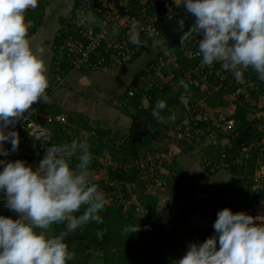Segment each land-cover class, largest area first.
Instances as JSON below:
<instances>
[{"label": "clouds", "instance_id": "clouds-1", "mask_svg": "<svg viewBox=\"0 0 264 264\" xmlns=\"http://www.w3.org/2000/svg\"><path fill=\"white\" fill-rule=\"evenodd\" d=\"M38 0H0V156L16 152L19 136L14 129L18 120L30 112L38 101L50 103L44 49H33L27 38L25 12L35 8ZM183 5L195 22L185 32L202 36L198 40L201 63L211 66L219 61L234 78H242V70L251 67L264 82V0H174ZM87 20L95 22L88 14ZM184 18L178 21L179 31ZM129 41L140 45L139 33L132 26ZM185 89L188 85L179 82ZM131 95V93H130ZM166 107L158 100L152 117L162 121ZM174 114L168 119H174ZM13 127H9V126ZM42 142L43 137L32 135ZM5 142L11 148H5ZM84 140L51 144L33 167L24 160L0 159V200L18 218L0 215V264H67L74 259L65 242L66 232L47 236L53 223L66 222L69 230L82 228L89 221L103 223L100 212L106 198L95 183L87 178L93 156ZM76 157L73 167L70 159ZM84 210L80 215L81 207ZM245 211L230 208L217 211L214 234L203 242L190 243L175 264H264V222ZM40 229L41 231H37ZM135 233L138 225L125 226ZM98 239L103 231L96 232Z\"/></svg>", "mask_w": 264, "mask_h": 264}, {"label": "trees", "instance_id": "trees-1", "mask_svg": "<svg viewBox=\"0 0 264 264\" xmlns=\"http://www.w3.org/2000/svg\"><path fill=\"white\" fill-rule=\"evenodd\" d=\"M76 3H77V0H74L65 18L64 17L58 18L60 22L59 23L60 28L56 31V34L53 37V40L51 43V50H52L51 61L52 62H50V66L48 70L50 74L51 73L59 74L60 76H62L63 74H66L70 71V66H68L67 63L59 64L58 65L59 68L57 67L58 69L52 68V65H53V62L57 58L56 57L57 55L56 46H58L60 41H62L63 38L66 36V33H65L66 27H70L71 20L76 13ZM159 5H161L160 2H159ZM40 8H42V4L38 1L37 6L35 8H29L25 12V16L29 20L36 21L37 23L33 29L31 28L27 32V38L29 39V41H30L29 37H31L33 33L36 32L37 27L40 28L42 17H43V14L39 13ZM169 12L170 10L163 9L161 14L164 15ZM44 20H45V17H44ZM162 35L165 38L168 47L172 48L176 52L177 58L181 64L180 67L175 68L172 71L173 77H175L177 76L178 72L182 71L184 67H186L187 65L194 63V61L193 59L187 60L184 56L185 51H183V48L177 49L173 45V43L165 37L163 33ZM153 42H154L153 39H147L143 43V45L139 47V50L135 51L131 55V57L129 58L127 62H122L120 60H118L117 62H113V58L111 57L112 54L110 53L111 51L109 50L108 52H105L102 54L103 63L101 65L87 68V71H90L95 68L102 69V67H107L109 65L111 66L117 65V67H124L128 64H131L141 55V52L145 48H148ZM146 65L143 67L145 71L146 69L149 68L150 64L149 65L146 64ZM213 67H215L216 69L218 68L220 69V63L219 62L213 63ZM142 70L141 72L144 71ZM139 73H137L136 77L133 79V82H136L137 76ZM211 75L212 73H209L208 78H210ZM170 78L167 76L165 79L167 80ZM166 80L165 81L162 80V83L166 85L163 86V89L160 91L155 90V89L152 90V88L147 89V93H149V96L147 99L148 106L145 109L141 108L140 96L138 95L128 96L126 94L129 86L124 87V90L122 89L123 91L119 93V95L124 99V101H126L125 102L126 105L125 106L123 105L121 108H123L124 114H128V116L131 117L132 127L137 121L139 116H142L143 118L147 119V124L148 126H150L149 141L147 140L145 143H142L137 138L132 137V135L129 134V136L126 138V144L124 146L118 143V140L122 138V136L119 135L118 133L115 135H111L110 134L111 131L109 129L99 128V127L93 128L89 123L83 122L77 118V120L75 121H76V124L77 123L79 124V129H82L86 132V135H84V137L79 134L80 132L79 129L75 130L74 132H71L70 130L67 131L66 129L64 130L61 129L60 124L55 123L52 127L53 131L51 135V142L56 143L57 145L66 144V143H70L73 140V138L78 141L80 140L86 141L88 145L90 146L89 150L93 156V159L87 169V178L91 183H95L98 187V190H100L101 192L107 190L108 186L106 185V182L111 178L117 179V181L118 179H120V177H124V176H125V179H128L129 176L131 178V176L136 173L135 169H131L129 174H125L126 172L120 167L115 168L113 170L108 167V169L105 170L102 164L98 161V158L100 156H104L105 155L104 151L108 148V152L111 157L110 160L116 161L117 164L118 162L123 163V162H126V160L128 161L129 159L139 157L141 155L140 154L141 148L144 145H146L148 142L150 143L151 141H153V139L157 141L159 140L162 141L163 138H168L169 140L170 136L168 137V134L165 135V132H168L169 130V127L167 126L165 120L168 118V115L170 114V111L175 104H178L183 109L184 112L189 114L188 116L189 123H193L194 120H199L197 113L191 112L190 100L188 101V106L185 107L181 103V100H180L181 91H179L178 89L174 90L171 86H168ZM208 81L209 79L207 80V82ZM233 82H236V84L233 85ZM241 83L237 82L235 79H232L231 86H229V84L227 83V80L226 81L224 80V85H222L219 88L220 90H217L216 92L213 91L212 95L208 97L207 104L211 107H214L216 105L218 106L222 104L226 105L225 100L223 99V95L230 94V93L233 94L229 102L230 111H228L227 117L233 119L234 125L231 130L226 131L220 135L222 139L220 153L222 151L225 152V157L223 158L225 164L223 166L219 165L221 157L218 155V161H217L218 166H212V165L207 166L205 164L207 158L205 159L204 157L200 158L199 165L201 166V169L204 172H207L211 175H214V174L220 175V173L223 170L227 171V173L229 174V178H230L228 192H229V197L231 199L235 198L234 200L237 201V199L240 198L239 197L240 195H244L246 194L245 192H249L255 197V199L262 198L264 200V192H263L262 186L259 185L258 182L254 179L255 174H253V161L257 159L258 157H261L264 155V151L260 150V143H259L262 133L254 125V122L256 123V118L253 116L254 109L257 107V105L264 106V82H260V83L258 82L257 91L256 92L251 91L250 93H246L240 90L243 87ZM197 87L198 85L195 84V85L189 86L188 89L196 90ZM48 93L49 91L47 92V94ZM158 100H164L166 104V107L160 113V115L163 117L162 121L153 118L151 115L152 110L155 107V104ZM128 106L133 108L136 113L135 114L128 113L126 109ZM50 107L51 106H48L46 108L44 103L39 106L37 118L43 124H44V116L47 112H49V110H51V112H53L54 114L58 112L57 107L56 108L51 107V109ZM40 109L43 111H40ZM211 120H212V117H210L208 121H205V120L199 121L198 128L202 126L203 127L208 126L210 128L214 127L213 124L211 123ZM161 130H162V134L161 136H158V132ZM215 130H213V132L217 134H218V131H220L219 128ZM18 133H21L23 135V144L26 146H29L31 143L30 137H28L23 132H18ZM108 135H111L113 139L108 138ZM183 136L184 138H188L190 141V138L188 137L189 135L187 132H185ZM183 146L184 147L188 146L187 147L188 150H191L192 148L191 144L184 143ZM217 146L219 147V145ZM114 149H118L122 151L121 153L118 152L121 154L120 159L118 158L119 155H115V153H113L112 150ZM157 150L161 151L162 149L160 148ZM9 155L11 158L14 157L12 152ZM15 156L16 158L19 157L21 158V160H24L23 157L20 156L19 154H16ZM42 158H43L42 156H39V160ZM210 158H212L211 155H210ZM212 160L214 161V159ZM77 162L78 161L76 160L75 156L70 159V164L73 167L77 164ZM161 163L162 161H160V163L158 162V164H161ZM161 165L166 166V163L165 164L162 163ZM167 165H169V163H167ZM246 198L247 197H245V200ZM138 199L140 200V203H143L144 208L146 209L145 212H137L136 210L138 208L134 204L130 205V207L126 209L124 208V205H122V203H120L119 201L118 202L115 201L111 205L105 206L104 209L100 212V215L102 216V219H103V223L97 224L94 221H89L82 228L71 230L73 237H71L70 240L75 239L76 241L81 242L85 246V248H87L88 250H91V249L107 250V247H109V245H116L118 247L121 246L119 240L117 241L118 244L113 243L112 241V238L114 237V235H112V226L115 225L116 218L120 217L121 222H122V219L123 220L138 219V218L139 219L140 218L149 219L151 218L152 213L154 211V208L156 205L155 197H148L145 200H143L142 198H138ZM181 199L182 197L175 194L167 202V204H168V207L171 208V216L175 217L176 222L185 225L189 221L190 216L196 213V209L194 208L187 209L185 206L183 207ZM256 201L259 203L258 200H255L254 202ZM254 202H253V205H255ZM201 203L203 204V207H204L202 209L203 216H206L210 210L217 212L218 210L225 208L226 206L227 208H230L233 212L245 211L246 213H248L249 215H252L253 217L258 216L260 221H254L255 223L264 222V212L262 213L257 210L247 211L245 209L239 208L238 206L235 205V203L233 204V200L227 203L225 202L222 203L221 201H218V198L213 193L211 194V193L206 192V195L202 199ZM83 210H84V206L81 207L80 212L75 213L74 215L78 216L82 214ZM109 211L113 212L111 220L108 219ZM53 226L60 231L69 230L67 228L66 222L53 223ZM98 230L103 231V236L100 239H98L96 236V232ZM174 233H176V229H174ZM187 233L189 234V239L187 240L186 244L189 245L190 243H193V242L194 243L203 242L207 237L214 234L213 224L210 227H206V228H202V227L201 228L200 227L191 228L190 227ZM138 237H139V241L138 240H137L138 242L136 241L137 245H139V243H142V241L140 240L141 236H138ZM175 238H176V243L173 246H168L166 242H163V243L159 242V244H163V246H159V245L157 247L153 246L155 247L154 249L155 251L151 250L152 248H148V251L150 252L154 251V253L155 252L157 253L159 251H161L162 253L164 252L163 255L165 256H163V259L173 254V251H177L179 249H181V253L183 252L185 254L188 248V246L184 245L185 241L183 242L184 244L183 243L181 244L180 234L178 232L177 234H175ZM146 242L150 245L149 247H152V244H151L152 242L150 240L146 239Z\"/></svg>", "mask_w": 264, "mask_h": 264}, {"label": "crops", "instance_id": "crops-1", "mask_svg": "<svg viewBox=\"0 0 264 264\" xmlns=\"http://www.w3.org/2000/svg\"><path fill=\"white\" fill-rule=\"evenodd\" d=\"M55 34H56V30L48 35L45 32H43L42 27H40L29 38H30V45L34 44V49L38 47H42L44 49L43 59L45 60V64L47 67V75L49 79V88L46 90V92L49 91L48 96L50 97V103L48 104L44 103V105L46 106V108L48 106H51L54 108L57 107L58 112H56V114L63 115L64 123H66L67 125H63V122L58 123L60 124V126L62 125L61 129L63 130L66 129L68 131L70 129L69 125H71L72 123L76 124L75 120H77L78 118L83 122L89 123L93 128L99 127V128L109 129L111 131L110 132L111 135H115L118 133L119 135L122 136V138L118 140V143L120 144H122V141H126V138L129 136V134L132 135V137L137 138L138 140H142L141 136L137 135L138 132L135 130V124L137 122H142L144 118L142 116H139L137 121L132 127L131 117L128 116V114H124L123 113L124 110L123 108H121L123 105L124 106L126 105L125 103L126 101H124V99L119 95V93H121V91L124 90V87L129 86V88L127 89L128 91L129 89L139 85V83L143 84V74L146 72L145 69H143V67L146 64L148 65L150 64L149 68L151 66L156 65L158 61V57L161 56V53L163 52V49H162L163 45L169 49L170 55H175L176 52L174 50L173 51L175 53L171 52L172 48L168 47L165 38L162 36L164 39L163 43H159V41L153 40L154 42L148 48H145L141 52V55L133 63L128 64L124 67L116 66L114 68L112 66H107V67H102V69L98 68L95 71L94 69H92L90 70V72H86L87 68L75 69V70H84V71L75 72L74 81L70 79L71 84L69 86H65V84L63 85L59 81H56L55 83H53L52 82L53 76L58 75V74H52V73L50 74L48 72L50 62H51V57H52L51 43H52V40ZM201 38L202 36L198 35L197 41ZM215 62L217 63L219 61H215ZM138 63L140 64L137 65ZM219 63H220V69L219 68L216 69L218 73L220 74L231 73V71H227L223 67H221V62ZM133 66H136V67L134 68ZM57 67L58 65H56L55 69L59 68ZM175 68L176 66H173L172 63L164 64L161 67H159L158 76L160 75L161 79L163 78L162 80L164 81L166 80L165 78L167 76L169 78L171 77L170 79H167L166 82L168 86H171L174 90L178 89L179 91H181L180 97L186 94L189 95L188 101L190 100L191 112L193 113L192 110H193V106L195 105L194 102L195 100H200V99L194 96L193 89H188V88L185 89L184 87L177 85L175 81H177L176 79L178 78L176 76L173 77V73H172L173 69ZM141 70L143 72H141ZM137 73H139L137 76V80L136 82H133V79L136 77ZM179 73L180 72H178L177 74ZM162 80H161V83H162ZM240 81L243 82L242 80ZM170 82H172V85H170ZM206 83H209V82H206ZM220 84L218 85V87L220 86ZM162 85L165 86L166 84L162 83ZM153 89L160 91L163 88L162 89L152 88V90ZM217 90H220V89H218L217 87L215 88V90H212V88L208 89L209 92L206 93L205 99L210 96L212 91L216 92ZM144 94L145 96L141 95L138 91H136V93L134 94V95L140 96V103H141L142 109H145L148 106L147 99H148L149 93H147V89L145 90ZM230 95L233 96L232 93L227 94V96L231 98ZM205 99H204V106L206 110L214 109V111L219 112L220 108H222L221 106H218V105L214 107H211V106L209 107L208 104L206 103L207 100L205 101ZM41 104H43V102L38 101V102H35L31 107H36L37 110H39V106ZM126 109L128 113H132V114L136 113L135 110L129 106ZM40 111H43V110L40 109ZM47 113H53V112L49 110V112ZM173 114L175 116L174 119L169 120L167 118L165 120L167 126L169 127V130L168 132H165V135L168 134V137L170 136V139L168 140V138H163L162 141L159 140L158 142L161 143L160 145L161 147H158V149L161 148L162 150L158 151L156 149V151H158L160 154V158H162V163L164 164L166 163V166L161 165V168H160L159 164L157 163L158 168L156 169L155 176L164 182L166 178L172 181L170 183L171 195L177 194L180 197H182L181 199L182 203L184 202V200L187 199V196H190L191 198L194 199V197L199 195V197L202 199L206 195V192L215 194L219 201L218 193L220 191H223L224 192L223 195H224L229 191L228 190L229 182H230L229 174L227 173L226 170L225 171L223 170L220 173V175H215V174L211 175L207 172H204L201 169V166L199 165L200 158L204 157L206 159L210 157V155L207 156L206 154H204V151H205L204 147L206 148V146H204L203 140L201 139L202 141H197V139H194V140L190 139L189 141V139L184 138V136H182L181 138H178L176 136L177 127L180 128L178 130H180L183 135L185 132H187L185 129V124L187 120L189 121V118H188L189 114L184 112L183 109L178 104H175L173 106L168 117L172 116ZM224 116H228V114H225ZM68 122H72V123L70 124ZM43 126L45 128H48L50 132L49 135L51 137L53 126L49 127L46 124H44ZM146 128L148 129V131H150L149 130L150 126L146 125ZM82 133L86 134L84 130L80 129L79 134L82 135ZM222 133L223 132L218 131V134L216 133L217 137H220ZM111 135H108V138L113 139ZM204 136L205 135L203 134V136H200V137H204ZM148 137H145L144 142H142L143 140L141 142L145 143L147 140L149 141L150 138ZM153 140L156 141L155 139ZM152 142L153 141H151L150 143L148 142V143L151 144ZM184 143L191 144L192 145L191 150H188L187 148L188 146L184 147L183 146ZM106 150H108V148ZM12 153L14 156L17 154L15 152H12ZM105 153L106 152H104V154ZM101 158L102 157L98 158L99 162H101L102 160ZM12 159L21 160V158L19 157L12 158ZM126 162L128 163L129 160ZM167 163H169V165H167ZM128 170H129V166H127V169L125 170V172H127ZM136 179L140 180L141 183H140V188L137 190L138 195L133 192L134 193L133 196H135L136 198L140 197L143 200H145L148 197L156 198V205L152 213V216L149 219L145 218L146 221H149L150 223L156 222L155 224L159 226H167L166 218L168 220V217L170 215V212L168 211L170 208L168 207L167 202L170 200V198L165 202V204L164 203L161 204V201L164 202L166 200L164 198H167L165 197L166 195L162 192L163 190L161 188L155 189L152 186V184L149 190H145V183L147 182L148 184L149 182L152 183V179L151 178L142 179L139 176H137L136 173L133 174L131 178L129 176L128 179H125L123 183L127 184V182L135 181ZM164 186H165V183H164ZM107 190H109V193L111 192L110 188H107ZM131 190H134V188H132ZM153 192L154 194L152 195ZM102 193L104 194L105 198H107L106 190L103 191ZM130 197H125V198H130ZM112 203L113 202L111 201L106 202L105 206L111 205ZM132 204L133 203H128L126 206H124V208L127 209ZM134 205L138 208L136 210L137 212H139V210L140 212L146 211L143 203H140L139 205H136V204ZM157 214L159 218H157ZM0 215L11 216L13 219L18 218L17 213L4 207L3 200H0ZM112 215H113V212L109 211L108 219H110ZM126 220L128 219H125V221ZM167 227L177 229L175 228V224L173 225L168 224ZM159 246H163V244H159Z\"/></svg>", "mask_w": 264, "mask_h": 264}, {"label": "built area", "instance_id": "built-area-1", "mask_svg": "<svg viewBox=\"0 0 264 264\" xmlns=\"http://www.w3.org/2000/svg\"><path fill=\"white\" fill-rule=\"evenodd\" d=\"M158 0H77L76 13L71 20L70 27H66V36L56 46L57 54L65 53L70 60V70L79 68H90L93 66H99L103 63L102 54L111 51L110 53L122 62L128 61L131 55L139 50V47L147 39H153L163 43V35L158 25L155 22V18L161 14L158 12L161 10ZM162 12V11H161ZM91 13L95 17V22L87 20L88 14ZM132 26L139 33L140 45L133 44L129 41L128 33ZM163 52L158 57L156 65L146 69L143 74V84L139 83L136 87H133L127 91L128 96H132L138 91L141 95L145 96V90L148 88L162 89L161 77L158 76L159 67L164 64L172 63L176 68L181 64L177 58V55H170V51L164 45L162 46ZM187 60L193 59L194 63L184 67L179 74H177V85L183 87L179 82L183 80L188 87L192 85H199L205 83L208 80V74L213 71V67L203 65L201 63L202 56L199 54L198 49L189 51L184 55ZM166 57V59H165ZM59 62H56L58 65ZM210 69V70H209ZM172 85V82H170ZM131 93V95H130ZM193 106V112H196L199 120H194L193 123H189L187 120L185 129L190 139H197L200 136L205 135L208 139L213 138L212 135L205 133L206 130H215L219 128L221 132H226L232 129L234 121L227 116H220L219 122L214 127H200L198 128V122L201 120H208L209 115L203 104L202 100H195ZM218 112V111H216ZM38 110L36 107H31L30 112L26 113L23 119L17 121L14 129L18 132H23L30 137L31 143L29 146L23 144V135L18 133L19 145L18 150L15 152L22 157H26L24 161L27 164L35 166L39 156H44L46 147L51 144L50 132L48 128L43 125L53 126L55 123L64 122L63 115L46 113L44 116V124L37 118ZM264 113L258 118L259 127L261 131L260 138V150L264 151ZM49 126V127H50ZM10 128L13 126H9ZM177 127L176 136L181 138L182 132ZM216 131V130H215ZM32 135H39L43 137L42 142L34 140ZM207 140V139H206ZM208 142V141H207ZM209 143H211L209 141ZM5 148L10 149L11 144L5 142ZM221 157L219 165L223 166L225 152L222 151L219 155ZM157 159V160H156ZM160 160V154L156 149H152L145 154H141L137 158L129 159V162H123L117 164L114 160H101V164L104 169L122 168L124 171L127 166L136 170V175L142 179H152V183H145V190H149L150 186L155 189H159L164 185V181L156 177L157 163ZM128 164V165H126ZM207 166H218L212 158L208 157L205 163ZM157 166V167H156ZM254 179L256 177L254 175ZM164 182V183H163ZM117 179H109L106 185L111 190L112 202L119 201L122 205L126 206L128 203L139 205V199L135 196L125 198L122 185ZM148 192V191H147Z\"/></svg>", "mask_w": 264, "mask_h": 264}, {"label": "rangeland", "instance_id": "rangeland-1", "mask_svg": "<svg viewBox=\"0 0 264 264\" xmlns=\"http://www.w3.org/2000/svg\"><path fill=\"white\" fill-rule=\"evenodd\" d=\"M41 4H42V8L39 9V13L43 14L42 17V21H41V25L40 27H42L43 32H45L46 34H50V32H48V28L52 26V24H54V22H56V18H57V14L59 13L58 8H56V3L60 2L61 0H38ZM160 2V6H161V10L158 12L159 14H161V11L163 9L166 10H171L172 9H176L179 6H177L174 3V0H158ZM179 2V0H178ZM68 4V8L71 7V0H67L66 2ZM51 5L54 7H51ZM181 6V5H180ZM165 7V8H164ZM56 9V10H54ZM45 17V20H44ZM25 20L28 23V31L29 29H33L36 26V21H32L29 20L26 16H25ZM56 26V25H55ZM39 29V27H37L36 31ZM47 29V30H46ZM198 34L193 33L191 35V37L184 43L183 46V51H185L184 54H188L189 51H192L193 49H198ZM32 48L34 49V44L31 45ZM155 48V46H154ZM172 53H175L173 51V49L171 50ZM176 54V53H175ZM56 60L53 62L52 68L56 67V61L59 62V64L61 63H67L68 66H70V60L69 57L65 54V53H61V54H57L56 55ZM111 57L113 58V62H117V58L114 57V55H111ZM52 62V61H51ZM127 62V61H124ZM216 63V62H214ZM58 64V65H59ZM126 64V63H125ZM140 63H138L137 65H139ZM111 66V65H109ZM117 66V65H116ZM114 65H112V67H116ZM134 68L136 66H133ZM97 70L96 68L94 69V71ZM84 70H75L72 69L69 73L63 74L62 76L58 75H54L53 76V83H55L56 81H59L60 83H62L63 85L65 84V86H69L71 84L70 79H72L74 81L75 78V72H81ZM86 72H90V71H86ZM243 75L242 78H240L239 80L234 78L233 73H224V74H220L217 72L216 68L213 67V71H211L210 73H212V75L210 76L209 79V83H201L198 85V87L196 88V90H194L193 94L195 97L199 98L200 100L203 101L204 104V99L206 96V93H208V89L212 88V90H215V88L217 87L218 89L223 85L224 80L226 79L229 86H231V81L232 79H235L236 81H238L239 83H241L240 80H242L243 82L241 83V85H243V87L240 89L243 92L246 93H250L251 91L256 92L257 91V83L261 82L258 78H257V73L251 68L249 67L247 70H242ZM229 79V80H228ZM222 85H221V84ZM220 84V86L218 87V85ZM236 84V82H233V85ZM212 85V86H210ZM213 92V91H212ZM212 94V93H211ZM210 94V95H211ZM231 96V95H230ZM232 98V96H231ZM229 96H227V94L223 95V99L225 100L226 105H220L222 108H220L219 112L214 111V109H210L207 110V114L209 115V117H212L211 123L213 124V126L219 122V118L220 116H223L225 114L228 113V111H230V106H229V102L231 99ZM208 99V97L205 99V101ZM207 103V102H206ZM209 106V105H208ZM210 107V106H209ZM264 113V106L261 105H257V107L254 109V117L256 118V123L254 122V125L258 128L259 127V123L257 122L258 120V116L260 117L261 114ZM261 118H264V116H262ZM210 119V118H209ZM68 123H72V122H68ZM211 124V126H212ZM63 125H67L66 123L63 122ZM62 126V125H61ZM208 127V126H207ZM69 130L71 132H74L75 130L79 129V124H75L72 123L71 125H69ZM68 130V131H69ZM80 130V129H79ZM206 133L209 135H212L213 138L208 139V137H198L197 141H202L203 140V144L204 146H206V148L204 147L205 151L204 154H206L207 156L211 155L212 159H214V161L217 163L218 161V155H220V150H221V144H222V139L221 137H217V134L215 132H213L212 130L208 131L206 130ZM162 134V130L158 132V136H161ZM83 134L81 136L84 137ZM202 139V140H201ZM207 139V140H206ZM175 140V139H174ZM208 141V142H207ZM209 141L211 143H209ZM157 142V143H156ZM126 141H122L121 145L125 146ZM148 144L144 145L141 148V152L140 154H145L146 152L151 151L152 149H158V147H161V143H159L157 140L154 141L149 144V146H147ZM219 145V147L217 146ZM113 153H115V155H119V159L121 158V152L118 149H114L112 150ZM104 152L105 155L104 156H100L102 157L101 159L103 160H110L111 157L108 154V150H105ZM120 152V153H118ZM13 158H16L15 156ZM0 159H5L6 161H14V159H12L10 157V155H8L7 157H3L0 156ZM11 159V160H10ZM23 159L25 160L26 157H23ZM118 159V160H119ZM157 160V159H156ZM39 159L36 163L35 166L38 165L39 163ZM127 161V160H126ZM162 161V158H160L159 162ZM33 166V167H35ZM160 168H161V164H159ZM132 167H129V170L125 173V174H129L131 171ZM106 170V169H105ZM253 174H255L256 177V181L258 182L259 185L262 186L263 192H264V155L261 157H258L257 159H255L253 161ZM172 180V179H171ZM119 183H123L125 181V176L124 177H120V179H118ZM172 181H170L168 178H166L165 180V186L163 185L161 187V189L163 190L162 192L166 195L164 198L166 199L164 202L161 201V204L164 203L170 198H172L173 195H171V189H170V183ZM122 185V190L124 192V195L126 197H132L134 193H136L138 195L137 190L140 188V180L136 179L135 181H131V182H127V184H121ZM106 188V187H105ZM132 188H134V190H131ZM156 191V190H155ZM161 191V190H160ZM134 192V193H133ZM223 191H220L219 194V201H221L222 203L225 202H229L233 200V204L236 202L238 203H243L245 200V195H240V198H236L237 201H235L233 198L231 199L229 197V192H227L226 194L223 195ZM154 194V192L152 193V195ZM217 194V195H218ZM106 202H109L111 200V192L109 193V190H106ZM190 196H187V199L184 200V202L182 203V206L186 207L187 209H196V213L191 215L189 218V221L183 225L181 223L176 222L175 217L171 216V208L168 210L170 212V215L168 217V220L166 218V222H167V226L168 224H175V228L176 229V233H174V229L171 227H167V226H159L156 225L155 223H150L149 221H146V219H142V218H138V219H128V220H123L121 222V218L117 217L116 218V222L115 225L112 226V235H114V237L112 238L113 243H117L118 244V240L121 244V246H116V245H109V247H107V250H100V249H91L88 250L87 248H85V246L79 242L74 240H70L71 237H73V234L71 232V230H58L56 229L52 224L49 226L48 229L43 230L45 231L47 236H55L58 235L60 232H66L67 235L65 236V242L68 245L69 249L74 252V259L71 261H68L67 264H175V261H177L178 259H180L184 253H181V249L177 250V251H173V254H171L168 259L165 258L163 259V255L164 252L162 253L161 251L159 252H155L154 253V249L155 247H157L159 245V242L163 243L166 242L168 246H173L176 243V238H175V234H177V232L180 234V239H181V244L183 243L185 246H188L187 240L189 239V234L187 233L188 229L191 227H202V228H206V227H210L215 219H216V214L217 212L214 211H209L207 213L206 216L202 215V209L203 204L201 203L202 199L199 197V195H197L196 197L193 198H189ZM140 198V197H138ZM196 199V200H195ZM256 200L259 201V205L255 202V206L253 207L250 204H241V206L239 205V208L245 209L247 211H260V212H264V200L262 198H257ZM164 206V205H163ZM226 207V206H225ZM140 212V210H139ZM157 218L158 214H157ZM112 219V217H110V220ZM134 226V225H138L139 226V230L135 233H128L125 232L123 229L125 228V226ZM37 231H41L40 229H37ZM141 236L140 240L142 241V243H139V245H137V242L139 241V237ZM146 239L150 240L152 243V247H149L150 245L146 242ZM138 240V241H137ZM137 241V242H136ZM132 244V245H131ZM148 245V246H147ZM155 246V247H153ZM148 248H152L151 250H154L153 252L148 251ZM106 251V252H105Z\"/></svg>", "mask_w": 264, "mask_h": 264}, {"label": "water", "instance_id": "water-1", "mask_svg": "<svg viewBox=\"0 0 264 264\" xmlns=\"http://www.w3.org/2000/svg\"><path fill=\"white\" fill-rule=\"evenodd\" d=\"M184 18V28L182 30L179 31H174V29L178 28V21ZM155 22L158 25L159 29L161 30V32L165 35V37L170 40L173 45L177 48V49H182L184 42L186 40H188L192 34L187 35L186 37H183L184 33L189 31V29L191 28V26L194 24L195 22V17L192 16L190 13H186L183 9H175L165 15H161V16H157L155 18ZM222 67V64H221ZM188 97L189 95H182L180 97L181 103L187 107L188 106ZM147 124V119H143L142 122H137L135 124V130L138 132V135H140L143 130L145 131ZM141 136V135H140ZM246 193V201H244L243 203H236V206L239 207V205L241 206V204H250L253 205V202L256 200L255 197L250 194L249 192H245ZM255 203V202H254Z\"/></svg>", "mask_w": 264, "mask_h": 264}, {"label": "flooded vegetation", "instance_id": "flooded-vegetation-1", "mask_svg": "<svg viewBox=\"0 0 264 264\" xmlns=\"http://www.w3.org/2000/svg\"><path fill=\"white\" fill-rule=\"evenodd\" d=\"M73 1L74 0H71V5L73 4ZM67 2V0H61L60 2H58V3H56V8H58V10H59V13L57 14V18L55 19L56 20V22H54V24H52V26L51 27H49L48 29V32H50V33H52L53 31H57L59 28H60V26H59V19L58 18H65L66 16H67V14H68V11L70 10V8H68L69 6H68V4L66 3ZM51 7H53L52 5H51ZM54 8V7H53ZM177 9V8H176ZM178 9H183L186 13H187V11H186V9L184 8V6L183 5H181V6H179L178 7ZM54 10H56V9H54ZM173 10H175V8L174 9H172V11ZM170 12H171V10H170ZM56 25V26H55ZM47 30V29H46ZM212 67H213V64H212ZM149 132L150 131H148V129H146L145 131L143 130V132L140 134L141 135V139L143 140H139V141H142V142H144V138L145 137H148L149 136ZM138 135V134H137ZM149 138V137H148ZM243 196V195H242ZM245 197H246V195H245ZM257 204L259 205V203L257 202ZM256 205V204H255ZM255 205H253V207L255 206ZM4 209V208H3Z\"/></svg>", "mask_w": 264, "mask_h": 264}]
</instances>
